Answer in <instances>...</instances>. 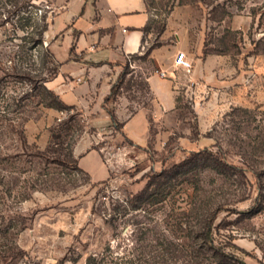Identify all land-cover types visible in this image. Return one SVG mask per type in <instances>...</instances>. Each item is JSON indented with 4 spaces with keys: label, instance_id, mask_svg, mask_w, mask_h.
Returning a JSON list of instances; mask_svg holds the SVG:
<instances>
[{
    "label": "rangeland",
    "instance_id": "obj_1",
    "mask_svg": "<svg viewBox=\"0 0 264 264\" xmlns=\"http://www.w3.org/2000/svg\"><path fill=\"white\" fill-rule=\"evenodd\" d=\"M32 3L55 15L51 0ZM147 3L145 49L161 44L169 72L162 76L145 49L136 60L126 57L113 79L114 85L129 64L120 96L99 104L109 94L104 70L94 69L87 82L64 75L73 68L67 63L61 74L59 65V79L47 87L70 85L60 97L75 104L69 112L42 106L39 95L21 101L29 87L1 71L18 62L24 35L1 26L8 8H0V100L9 107V120L0 123V264H87L90 256L97 264H216L211 253L192 261L178 244L189 245V230L217 209L215 245L243 264H264V209L253 211L260 194L264 208V0ZM179 53L192 63L190 71L175 66ZM34 61L38 72V53ZM153 74L169 82L175 105L167 112L148 83ZM122 107V120L148 112L146 146L128 139ZM80 130L78 171L68 148ZM128 133L147 141L141 116ZM205 149L246 172L192 164L172 179L165 202L132 209L151 176ZM253 171L262 173L259 181ZM176 249L183 250L178 263L168 257Z\"/></svg>",
    "mask_w": 264,
    "mask_h": 264
},
{
    "label": "crops",
    "instance_id": "obj_2",
    "mask_svg": "<svg viewBox=\"0 0 264 264\" xmlns=\"http://www.w3.org/2000/svg\"><path fill=\"white\" fill-rule=\"evenodd\" d=\"M51 2L55 15L51 18L45 37L55 60L61 65V74L65 63L73 68L67 70L64 75L73 79L86 76L87 82L94 69L104 70L109 94L106 93L102 100H97L100 104L110 95L113 79L122 71L121 66L126 57L145 49L146 28L152 18L147 0H51ZM58 52L64 53V58L60 61L57 58ZM165 53V48L160 47L154 49L151 54L155 65L164 73L169 72ZM73 56H76L75 59L79 56L81 64H78ZM59 77L60 75L55 80ZM148 83L157 96L161 109L165 112L171 110L175 100L169 82L153 74L148 78ZM97 85L94 92L99 96L98 88L101 83ZM52 90L61 97L71 90V87L65 84ZM91 94L94 93L89 92L86 95ZM119 112L128 139L136 146H146L151 132L148 112L140 110L126 120H122L126 114L123 107ZM139 116L142 117L146 142L128 133L129 127Z\"/></svg>",
    "mask_w": 264,
    "mask_h": 264
},
{
    "label": "trees",
    "instance_id": "obj_3",
    "mask_svg": "<svg viewBox=\"0 0 264 264\" xmlns=\"http://www.w3.org/2000/svg\"><path fill=\"white\" fill-rule=\"evenodd\" d=\"M30 7H35L32 3V0H6L2 3L0 8H8L3 11L4 15L7 13L8 17L5 16V20L1 23V26L5 24H10L12 26V31L15 34L22 33L24 36L20 38L23 41L22 45L18 46L17 60L18 62H13V66L8 68H1V71L5 72L4 75L6 78L17 79L18 82L24 83L29 87L31 94L27 97H22L21 101L29 98H37V95L41 96L43 102L42 106L46 108H52L60 112H69L75 110L74 106L67 105L60 96L56 94L53 90L47 87V84L52 82L59 76V64L57 66V61L54 58V55L46 42L45 36L49 30L51 18L53 11L51 8H44L43 6L35 7L36 11L34 15L29 12ZM146 31H150V27L146 28ZM164 30L159 32V36L163 34ZM161 44L153 45L149 49H145V55L150 57L154 49L160 48ZM37 53L40 62V69L37 72V62L32 63V59L36 58ZM140 53L128 56L131 60H136L140 57ZM12 65V64H11ZM129 74V64L125 66V71L119 77V80L111 88L110 95L106 98V102L116 99L121 94V89L123 87L124 80ZM37 89L39 92L37 93ZM4 98V97H3ZM15 101L16 99L13 98ZM4 99L0 100V123L3 121H8L6 111H9L8 106H4ZM3 102V104H2ZM247 114L246 110H241ZM112 120H115V117H112ZM67 131V130H66ZM62 133V131H61ZM83 133L82 130L78 132L77 138L72 140L68 148L69 160L70 163L76 166V170L81 171L78 166V161L74 156V150L78 143L80 134ZM218 146V145H217ZM219 147V146H218ZM195 165H206L213 167L217 171L222 169H227L230 173L242 172L245 173L244 168L230 164L225 158L222 157L220 151L213 152L209 149H205L200 152H195L186 159L181 165H177L170 170H163L160 173L154 174L149 178V181L145 189L135 196L131 202V207L134 210H145L147 206H155L157 204L165 202L168 197L172 194V179L182 173L185 169ZM222 172V171H221ZM228 173V172H227ZM254 176L259 181L262 177V173L258 171H253ZM261 196V197H260ZM257 202V207L253 211H262V194H260ZM220 209V208H219ZM218 209L216 210V212ZM214 212L213 214H216ZM210 215L205 218L202 223L195 229H190L189 234L186 238L191 241L189 245L178 244V247L182 248L187 253V257H191L192 261L199 260L203 254L211 253L210 259L214 260L216 264H243L234 259L233 256L227 254L223 249L218 248L215 245V240L213 238V225L215 223L216 217ZM169 244H175V240H168ZM180 243V242H178ZM176 245V244H175ZM183 250L176 249L174 252H170L168 257L179 262L182 258ZM205 252V253H203ZM164 256V255H163ZM165 257V256H164ZM208 258V261L210 260ZM87 264H97L95 257L90 256L87 259ZM176 264V263H175Z\"/></svg>",
    "mask_w": 264,
    "mask_h": 264
},
{
    "label": "built area",
    "instance_id": "obj_4",
    "mask_svg": "<svg viewBox=\"0 0 264 264\" xmlns=\"http://www.w3.org/2000/svg\"><path fill=\"white\" fill-rule=\"evenodd\" d=\"M174 63H175V66L181 70L190 71L192 69V63L188 60L185 53H179L176 56ZM162 76H166V73L163 72Z\"/></svg>",
    "mask_w": 264,
    "mask_h": 264
}]
</instances>
